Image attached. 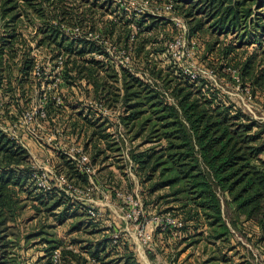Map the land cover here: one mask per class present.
<instances>
[{
  "label": "rangeland",
  "instance_id": "obj_1",
  "mask_svg": "<svg viewBox=\"0 0 264 264\" xmlns=\"http://www.w3.org/2000/svg\"><path fill=\"white\" fill-rule=\"evenodd\" d=\"M15 1L12 13L18 15L0 17V131L29 158L28 164H10L29 172L19 188L25 205L16 218L19 235L10 236L17 264H130L128 250L139 264H264V227L236 212L220 191L231 232L214 239L172 188L153 187L155 178L128 150L145 153L163 141L130 142L132 133L118 148L119 137L127 138L123 69L172 103L184 79H205L264 124V79L240 74L248 56L256 75L264 74V0H247V25L217 35L188 31L184 1L175 10L173 0ZM216 36L217 46L208 51ZM82 39L91 40L93 49L77 54L79 43L66 54L57 47L60 40ZM75 61L81 69L94 65L98 89L72 78ZM83 154L89 173L80 165ZM35 191L57 192L65 201L48 211ZM46 236L59 246L47 250ZM97 244L98 257L91 252Z\"/></svg>",
  "mask_w": 264,
  "mask_h": 264
},
{
  "label": "trees",
  "instance_id": "obj_2",
  "mask_svg": "<svg viewBox=\"0 0 264 264\" xmlns=\"http://www.w3.org/2000/svg\"><path fill=\"white\" fill-rule=\"evenodd\" d=\"M183 1L188 6L183 10L188 17V31L192 34L203 30L210 31L211 35L228 33L247 25L245 17L252 11L247 0H173L171 9L183 8L180 5ZM15 2H0V17L11 14L10 17L15 18L18 15L12 13ZM244 40L240 38L239 43L245 44ZM218 41L217 36L211 37L207 43L208 51L213 50ZM124 42L128 43V40ZM79 43L81 48L75 51L77 54L83 53L88 46V51L93 49L89 39L60 40L57 47L69 54V48L72 50ZM0 58H3L2 49ZM76 62L72 78L84 79L98 89L100 78L94 65L81 69ZM254 67L253 56H248L242 65L241 77L251 75L256 82L261 80L262 83L264 74L256 75ZM121 90V122L127 128V138L119 139L118 148L127 146L126 141L132 133L130 142L139 137H143L144 143L164 142L160 148L153 145L145 153H136L134 148L128 150L142 168L148 169V178H155L154 188H172L177 199L186 200L185 205L191 206L190 211L205 220L210 227L209 235L214 239H222L231 232L223 215L219 191L236 212L264 227V124L261 121L236 107L202 78L180 82L176 103L164 99L151 84L127 69L121 73ZM28 160L22 148L9 143L0 131V264H17L18 255L13 250L10 236L19 235L14 230L16 218L25 206L19 188L25 187L29 172L28 167L15 166L28 164ZM13 162L15 166L10 165ZM35 194L39 204L48 211L65 201V197L57 192ZM37 208L41 209L40 206ZM46 237L47 250L59 246L55 238ZM98 245L91 250L97 257L100 255ZM125 254L131 260L130 264H139L131 251ZM250 260L245 259L242 264H255ZM46 264H52L51 260Z\"/></svg>",
  "mask_w": 264,
  "mask_h": 264
},
{
  "label": "built area",
  "instance_id": "obj_3",
  "mask_svg": "<svg viewBox=\"0 0 264 264\" xmlns=\"http://www.w3.org/2000/svg\"><path fill=\"white\" fill-rule=\"evenodd\" d=\"M171 6H172V4H171ZM29 116H30V118H33V115L32 114H29ZM122 137L125 138V136H123V134H122ZM119 138H121V137H119ZM80 160H81V164H80L81 167L84 169L85 172H88L89 173L91 171V168L88 165L89 157L86 154H83L82 155V159H80Z\"/></svg>",
  "mask_w": 264,
  "mask_h": 264
}]
</instances>
